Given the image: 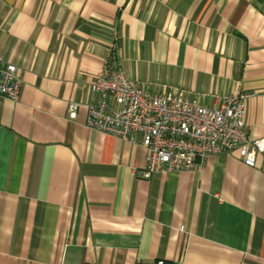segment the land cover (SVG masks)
<instances>
[{
    "label": "crops",
    "instance_id": "0c3cea01",
    "mask_svg": "<svg viewBox=\"0 0 264 264\" xmlns=\"http://www.w3.org/2000/svg\"><path fill=\"white\" fill-rule=\"evenodd\" d=\"M0 52L21 81L0 95V264H264V152L142 178L138 142L84 124L114 54L154 93L250 94L264 138V0H0Z\"/></svg>",
    "mask_w": 264,
    "mask_h": 264
},
{
    "label": "built area",
    "instance_id": "2783aa9c",
    "mask_svg": "<svg viewBox=\"0 0 264 264\" xmlns=\"http://www.w3.org/2000/svg\"><path fill=\"white\" fill-rule=\"evenodd\" d=\"M20 84L18 68L0 52V95L14 99ZM88 88L95 99L86 105L85 126L138 142L144 156L143 165L134 170L137 177L199 169L209 155L233 150L244 165L254 167L256 156L264 152V138H251L245 126L248 93H154L127 78L114 54ZM77 110L78 104L70 102L68 118L75 119Z\"/></svg>",
    "mask_w": 264,
    "mask_h": 264
},
{
    "label": "trees",
    "instance_id": "16d2710c",
    "mask_svg": "<svg viewBox=\"0 0 264 264\" xmlns=\"http://www.w3.org/2000/svg\"><path fill=\"white\" fill-rule=\"evenodd\" d=\"M156 262H157V261H154V262H152V263H148V264H157ZM87 264H90V263H87ZM140 264H143V263H140Z\"/></svg>",
    "mask_w": 264,
    "mask_h": 264
}]
</instances>
